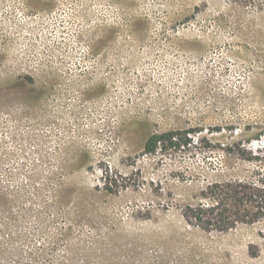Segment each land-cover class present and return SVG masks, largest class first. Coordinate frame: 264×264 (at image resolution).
I'll return each instance as SVG.
<instances>
[{
  "label": "rangeland",
  "instance_id": "obj_1",
  "mask_svg": "<svg viewBox=\"0 0 264 264\" xmlns=\"http://www.w3.org/2000/svg\"><path fill=\"white\" fill-rule=\"evenodd\" d=\"M263 157L264 0H0V264H264L182 214Z\"/></svg>",
  "mask_w": 264,
  "mask_h": 264
},
{
  "label": "trees",
  "instance_id": "obj_2",
  "mask_svg": "<svg viewBox=\"0 0 264 264\" xmlns=\"http://www.w3.org/2000/svg\"><path fill=\"white\" fill-rule=\"evenodd\" d=\"M188 133L186 130L153 133L146 139L143 152L166 153L185 148L190 143ZM182 214L187 222L205 231L225 232L238 224L264 226V173L256 172L249 179L212 183L201 191L197 203L183 208Z\"/></svg>",
  "mask_w": 264,
  "mask_h": 264
}]
</instances>
